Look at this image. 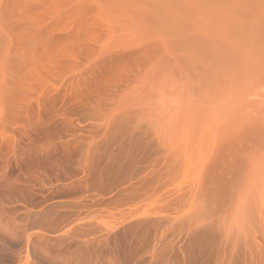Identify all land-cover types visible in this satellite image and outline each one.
<instances>
[{"label":"rangeland","instance_id":"374dc122","mask_svg":"<svg viewBox=\"0 0 264 264\" xmlns=\"http://www.w3.org/2000/svg\"><path fill=\"white\" fill-rule=\"evenodd\" d=\"M0 264H264V0H0Z\"/></svg>","mask_w":264,"mask_h":264}]
</instances>
